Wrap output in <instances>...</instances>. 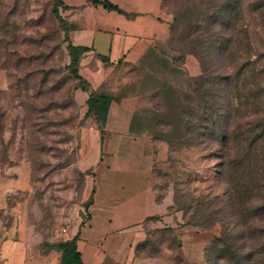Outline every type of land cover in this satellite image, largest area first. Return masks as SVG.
Returning a JSON list of instances; mask_svg holds the SVG:
<instances>
[{
	"label": "rangeland",
	"instance_id": "1",
	"mask_svg": "<svg viewBox=\"0 0 264 264\" xmlns=\"http://www.w3.org/2000/svg\"><path fill=\"white\" fill-rule=\"evenodd\" d=\"M189 4L190 0H162L163 12L173 19H181ZM56 5L57 0H0V186L6 184L9 170L23 163L30 166L32 186L1 198L0 236L14 217L25 216L37 257L61 254L58 246L72 237L81 213L86 214L85 187L92 174L79 169L81 140L98 131L84 104L89 88L73 76L69 30L55 14ZM247 5L239 25L248 28L252 72L264 86V76L258 75L264 68V27ZM181 22L170 27L158 59L117 67L98 90L118 106L126 99H139L140 119L154 124L157 139L155 186L174 189V230H151L138 244L137 256L164 258L167 264H264V222L251 215L244 222L235 210L231 188L239 184L237 167L227 174L221 145L193 128L199 124L198 114H187L191 125L182 134L170 125L177 103L199 101L190 79L203 74L202 51L189 43L196 34L189 39ZM202 40L207 47L211 44L207 35ZM202 58L208 76L216 78L222 69L218 52L208 49ZM168 87L177 93L167 97ZM81 91L83 98L77 96ZM166 249L168 256L162 254ZM67 260L64 256L62 263Z\"/></svg>",
	"mask_w": 264,
	"mask_h": 264
},
{
	"label": "crops",
	"instance_id": "2",
	"mask_svg": "<svg viewBox=\"0 0 264 264\" xmlns=\"http://www.w3.org/2000/svg\"><path fill=\"white\" fill-rule=\"evenodd\" d=\"M62 3L59 14L69 27L70 43L87 50L79 65V74L89 85L85 105L117 67L158 59L173 21L163 12L162 0ZM83 94L77 96L83 98ZM138 100L126 99L119 106L113 101L103 130L98 127L81 140L79 169L92 174L87 175L85 187L89 204L66 242L76 240L83 264H167L164 258L137 256L138 244L151 230L170 232L175 228L174 189L155 186L153 170L159 153L153 142L157 139L150 121L141 120L140 114L135 119ZM29 171L26 163L9 170L6 184L0 186V201L11 193L32 189ZM33 237L27 218L14 217L11 227L0 236V264H63V252L37 257ZM165 251L162 254L168 256L169 249Z\"/></svg>",
	"mask_w": 264,
	"mask_h": 264
},
{
	"label": "trees",
	"instance_id": "3",
	"mask_svg": "<svg viewBox=\"0 0 264 264\" xmlns=\"http://www.w3.org/2000/svg\"><path fill=\"white\" fill-rule=\"evenodd\" d=\"M246 4L252 7L253 12H257L264 27V0H190L189 6L181 13V19H173L172 24L183 20L180 25L185 27L189 39L196 34V38L189 42L191 45L198 44V49L203 53L208 49L218 52L222 69L216 78H210L202 52L199 54L203 74L190 79L199 101L177 103L176 118H173L174 122H170V125L182 134L183 129L188 130L191 125L186 118L187 114H198L199 124L193 128L202 135H212L215 138L213 141L221 145L222 158L227 159L223 164L227 174H230L232 166L237 167L239 184L231 188V192L240 220L246 222L254 216L264 222V86L252 72L248 28L239 25L244 21L243 10ZM62 6V0H57L54 11L56 15ZM107 7L117 9L109 4ZM61 21L65 24L62 18ZM206 35L211 41L209 48L202 42ZM67 41L73 76L83 82V88L88 89V83L79 74L80 59L87 50L74 47L69 39ZM258 75L264 76V68L261 67ZM210 79L215 81L208 88ZM165 93L169 97L170 94L177 93V89L168 87ZM206 94L214 99L210 101L209 97H205ZM113 101L103 91L91 93L87 101V114L94 117L100 130L107 123ZM153 114L156 116L155 112ZM138 117L139 113L135 115V119ZM153 125L150 126L152 132ZM164 140L171 141L168 138ZM58 247L68 257L65 264H83L76 240L61 243Z\"/></svg>",
	"mask_w": 264,
	"mask_h": 264
}]
</instances>
